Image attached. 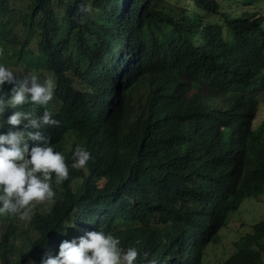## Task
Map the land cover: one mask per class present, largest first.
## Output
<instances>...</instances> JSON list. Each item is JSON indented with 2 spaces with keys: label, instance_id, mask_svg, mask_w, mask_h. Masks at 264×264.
Segmentation results:
<instances>
[{
  "label": "trees",
  "instance_id": "16d2710c",
  "mask_svg": "<svg viewBox=\"0 0 264 264\" xmlns=\"http://www.w3.org/2000/svg\"><path fill=\"white\" fill-rule=\"evenodd\" d=\"M158 1L25 0L15 25L0 19V62L52 71L90 96L59 111L52 143L91 157L53 181L54 200L28 218L0 215V264H39L61 240L93 230L136 247L138 262L210 264L231 215L264 196V0H178V9ZM0 12H14L11 0ZM113 31L133 56L108 82L119 102L102 106L68 73H89ZM67 221L75 227L65 232ZM251 229L220 264H264V216Z\"/></svg>",
  "mask_w": 264,
  "mask_h": 264
},
{
  "label": "clouds",
  "instance_id": "9594fccd",
  "mask_svg": "<svg viewBox=\"0 0 264 264\" xmlns=\"http://www.w3.org/2000/svg\"><path fill=\"white\" fill-rule=\"evenodd\" d=\"M110 38L112 47L99 61L89 67L83 64L89 73L81 68L68 73L72 82L81 77L88 83L99 96L91 101L102 106L119 102L120 88L112 90L108 82L129 69L125 56H133L127 49L132 48L127 36L113 31ZM78 96L83 107L90 96L57 84L52 71L38 72L23 65L15 70L0 62V215L28 218L37 203L54 200L53 181L66 180L70 167L83 168L90 160V153L79 145L72 152L70 147L59 150L52 143L61 126L59 111ZM81 112L78 122L85 117ZM64 151L72 153L70 164ZM65 225L61 227L65 232L75 227L73 221ZM138 255L136 247L121 248L119 237L111 232L93 230L61 240L56 253L42 256L39 264H156L153 259L138 262Z\"/></svg>",
  "mask_w": 264,
  "mask_h": 264
},
{
  "label": "rangeland",
  "instance_id": "374dc122",
  "mask_svg": "<svg viewBox=\"0 0 264 264\" xmlns=\"http://www.w3.org/2000/svg\"><path fill=\"white\" fill-rule=\"evenodd\" d=\"M24 1L25 0H11V6L14 12H0V19L2 18L6 23L15 25L18 15L25 7ZM157 4L162 6L169 5L174 9H178L183 4V1L159 0ZM220 23L223 24L222 20H220ZM259 99L264 100V93L259 95ZM263 216L264 196L260 197V200H246L242 204L240 210L231 215L230 222L228 223L229 229H223L220 232V242L216 245H210L209 250L211 252V257L209 263L220 264L228 257L232 256L235 253L234 243L241 237L251 235V226L254 225L255 222H259L260 218ZM15 244L18 245L19 242H16Z\"/></svg>",
  "mask_w": 264,
  "mask_h": 264
}]
</instances>
